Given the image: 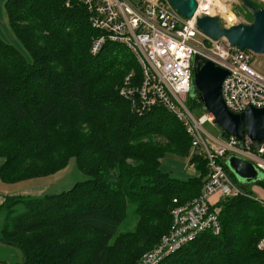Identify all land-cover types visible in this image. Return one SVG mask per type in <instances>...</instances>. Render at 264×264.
Instances as JSON below:
<instances>
[{"label": "trees", "instance_id": "16d2710c", "mask_svg": "<svg viewBox=\"0 0 264 264\" xmlns=\"http://www.w3.org/2000/svg\"><path fill=\"white\" fill-rule=\"evenodd\" d=\"M3 9L15 42L0 35V180L58 174L72 159L86 179L42 197L6 196L0 242L20 250L13 264H135L167 232L173 206L198 195L205 159L190 155L174 116L136 114L118 94L128 73L140 80L139 65L119 43L91 53L100 33L77 0H4ZM167 154L190 155L195 173L163 170ZM217 206V235L201 233L157 264H264L262 208L244 196ZM129 210L134 227L121 229Z\"/></svg>", "mask_w": 264, "mask_h": 264}, {"label": "built area", "instance_id": "2783aa9c", "mask_svg": "<svg viewBox=\"0 0 264 264\" xmlns=\"http://www.w3.org/2000/svg\"><path fill=\"white\" fill-rule=\"evenodd\" d=\"M77 1L86 9L91 27L100 33L93 39L91 53L96 54L106 41L119 43L139 65L140 80L135 82L131 75L126 76L118 94L129 102L136 114L162 108L174 116L208 168L198 195L171 209L167 232L135 264H157L201 233L209 231L217 235L221 229L219 200L244 196L254 200L264 211V199L252 196L233 183L224 170V160L234 155L251 162L264 176V144L247 137L237 141L229 135L206 139L202 125L211 123L213 117L203 112L195 118L192 110L198 107V100L189 95L192 59L200 55L227 71L221 83V98L229 111L239 113L248 105L264 107V61L257 58L258 54L231 47L223 38L207 36L195 23L196 17L204 12L197 13L196 9L191 18H185L167 0ZM221 18L224 26L241 22L233 17V23L227 25L224 17ZM257 248L264 251V233Z\"/></svg>", "mask_w": 264, "mask_h": 264}, {"label": "water", "instance_id": "95a60500", "mask_svg": "<svg viewBox=\"0 0 264 264\" xmlns=\"http://www.w3.org/2000/svg\"><path fill=\"white\" fill-rule=\"evenodd\" d=\"M167 1L185 18H191L197 9L196 0ZM243 2L252 13L249 23L224 26L218 16L203 14L196 17V27L213 39L223 38L231 47L264 55V9L256 10L248 0ZM192 72L189 95L196 96L201 110L212 115L211 123L218 128L219 138L229 135L241 141L247 137L258 144H264V107L248 105L239 113L231 112L221 98V83L227 71L195 55L192 59ZM226 167L240 182L262 177L251 162L234 155L227 157Z\"/></svg>", "mask_w": 264, "mask_h": 264}, {"label": "rangeland", "instance_id": "374dc122", "mask_svg": "<svg viewBox=\"0 0 264 264\" xmlns=\"http://www.w3.org/2000/svg\"><path fill=\"white\" fill-rule=\"evenodd\" d=\"M215 1H218L217 2L218 5H220L223 8H220L219 6L217 7L214 4ZM208 2H209V12L212 13L213 16H218L222 24H224V22L221 17H224L225 13L227 15L229 14L233 15V13L235 12L234 11L235 8L233 6L232 0H208ZM212 6H216L214 10H212ZM5 16L6 15L3 9V0H0V35L5 40L9 42H13L14 37L7 27ZM234 19L236 21H239L235 17ZM243 21L245 22V20ZM257 58L264 61V55L258 54ZM128 75H131L132 79L135 76L133 72L128 73L126 76ZM190 96L192 97V95ZM192 113L195 118H198L203 113V111L201 110L200 106H198L192 110ZM202 127H203V130L205 131L203 135L208 140L210 139V136H217L219 133L218 128L210 122L204 123ZM197 152H198L197 149L191 147L190 155L193 153H197ZM189 157H179V156L167 154L166 157L162 160L161 168L165 171H171V173H173L174 175H177L179 178H184L186 177V175L194 173V168L192 165H190L191 163H189ZM1 161L2 159L0 158V163ZM224 170L227 176L229 177V179L233 183L241 187L243 190L249 192L252 196H258L259 198L264 199V184L263 183L261 184L259 182V180L261 181L264 179L263 175H261L262 177L260 176L261 178H258V179H252L246 182H240L229 171L227 167H225ZM46 178L48 177L47 176L41 177V185H40L41 187H36V189L28 190L22 195L26 197H42L47 193H54V192L66 189L76 182L83 181L86 179V175L77 168L74 159H72L68 163V166L66 167V169H64L63 171L57 174L56 179H54L53 177L48 178V179ZM193 198H191L190 201ZM217 198H220V195H218ZM213 200H216V198H213ZM21 209L22 207L20 204L16 206L17 211H20ZM131 212L132 210H129L127 214V218L121 229H132L134 227L136 220ZM20 260H21V252L19 249H17L16 247L12 245H6L0 242V261H4L6 263L10 262V264H13V263L19 262Z\"/></svg>", "mask_w": 264, "mask_h": 264}, {"label": "crops", "instance_id": "0c3cea01", "mask_svg": "<svg viewBox=\"0 0 264 264\" xmlns=\"http://www.w3.org/2000/svg\"><path fill=\"white\" fill-rule=\"evenodd\" d=\"M214 137H219V133L217 136H214ZM226 159L224 160L225 167H226ZM1 163H2V161H1ZM1 163H0V165H1ZM194 173H195V171H194ZM194 173H191V174H194ZM171 174L174 177H178L177 175H174L173 173H171ZM191 174H189V175H191ZM189 175H186V177ZM47 177L48 178L53 177L54 179H56L57 174L47 176ZM186 177H184V178H186ZM48 178H46V179H48ZM40 185H41V177L40 178H33V179H29V180H24V181H19V182H14V183H6V182H3L0 180V191H1L0 192V204L2 203V201L4 200V198L6 196L22 195L25 192H27L28 190L36 189V187H41ZM1 263L10 264V262L6 263L4 261H0V264Z\"/></svg>", "mask_w": 264, "mask_h": 264}, {"label": "flooded vegetation", "instance_id": "af4514ba", "mask_svg": "<svg viewBox=\"0 0 264 264\" xmlns=\"http://www.w3.org/2000/svg\"><path fill=\"white\" fill-rule=\"evenodd\" d=\"M251 5L256 9H264V0H248ZM233 6H234V11L233 17L237 18L239 21L242 23H249L252 19V13L251 10L249 9L248 6H246L243 2V0H232Z\"/></svg>", "mask_w": 264, "mask_h": 264}, {"label": "bare ground", "instance_id": "6f19581e", "mask_svg": "<svg viewBox=\"0 0 264 264\" xmlns=\"http://www.w3.org/2000/svg\"><path fill=\"white\" fill-rule=\"evenodd\" d=\"M196 1H197V4H198L197 13L204 12L205 14L212 15V13L209 12V2H208V0H196ZM217 2L218 1H215L214 4L217 7L219 6L220 8H223L220 5H218ZM216 6H212V10H214ZM224 18L226 19L227 25H230V24L233 23V16L231 14L227 15L225 13Z\"/></svg>", "mask_w": 264, "mask_h": 264}]
</instances>
